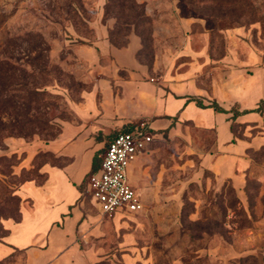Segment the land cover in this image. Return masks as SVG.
I'll list each match as a JSON object with an SVG mask.
<instances>
[{
	"label": "rangeland",
	"instance_id": "obj_1",
	"mask_svg": "<svg viewBox=\"0 0 264 264\" xmlns=\"http://www.w3.org/2000/svg\"><path fill=\"white\" fill-rule=\"evenodd\" d=\"M132 36L154 75L193 82L205 98L231 71L264 76V0H0V238L19 218L18 187L57 162L43 145L94 82L77 49L101 38L120 48ZM258 107L222 146L197 119L149 129L131 170L139 213L101 215L86 178L93 244L104 246L91 264H264V99Z\"/></svg>",
	"mask_w": 264,
	"mask_h": 264
},
{
	"label": "crops",
	"instance_id": "obj_2",
	"mask_svg": "<svg viewBox=\"0 0 264 264\" xmlns=\"http://www.w3.org/2000/svg\"><path fill=\"white\" fill-rule=\"evenodd\" d=\"M139 48V39L132 36L120 48L101 38L77 49L79 59L91 67L94 82L71 105L73 120L42 147L57 162L39 166L42 181L29 180L18 187L19 218L3 223L0 261L21 252L24 264H91V256L104 246L93 244L99 239L94 232L99 219L90 214L83 197L85 180L92 174L93 159L99 164L108 141L125 127L144 123L163 131L176 120L197 119L215 130L217 144L222 146L230 142L235 122L257 115L253 110L264 99L260 72L250 76L231 71L220 83L214 81L211 96L205 98L193 82L166 81L165 75H154L157 63L151 71L139 62ZM212 103L225 113L207 107ZM233 108L249 112L232 120ZM136 162L129 178L137 191L131 177Z\"/></svg>",
	"mask_w": 264,
	"mask_h": 264
},
{
	"label": "built area",
	"instance_id": "obj_3",
	"mask_svg": "<svg viewBox=\"0 0 264 264\" xmlns=\"http://www.w3.org/2000/svg\"><path fill=\"white\" fill-rule=\"evenodd\" d=\"M152 134L144 123L112 137L99 156L98 168L90 174L86 193L97 211L108 217L139 213L142 200L129 178L132 164L146 153Z\"/></svg>",
	"mask_w": 264,
	"mask_h": 264
},
{
	"label": "trees",
	"instance_id": "obj_4",
	"mask_svg": "<svg viewBox=\"0 0 264 264\" xmlns=\"http://www.w3.org/2000/svg\"><path fill=\"white\" fill-rule=\"evenodd\" d=\"M196 104H197L199 107H204V106L201 104L200 101H196ZM207 107L212 108V109H213L214 111H216V112L225 113V111H224L223 109H221L219 106H217V104H215V103H212V104H210V105L207 106ZM258 109H259V107H258L257 109H255V110H253V111H254V112H258ZM231 112H232V117H231V119L234 120L238 115H240V114H246V113H248L249 111L238 112L236 109L233 108V109H231ZM131 126H133V125H129V126L125 127L123 130H127V129L130 128ZM97 165H98V160L95 158V159H93V163H92V172H91V173L95 172V170H96V168H97Z\"/></svg>",
	"mask_w": 264,
	"mask_h": 264
}]
</instances>
